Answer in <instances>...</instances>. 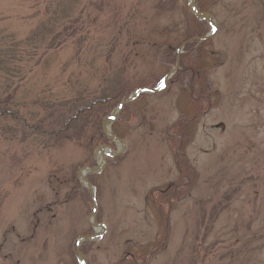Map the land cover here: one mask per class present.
Listing matches in <instances>:
<instances>
[{
  "label": "rangeland",
  "instance_id": "1",
  "mask_svg": "<svg viewBox=\"0 0 264 264\" xmlns=\"http://www.w3.org/2000/svg\"><path fill=\"white\" fill-rule=\"evenodd\" d=\"M53 1L0 0V36L24 40L50 14ZM205 1L217 25L209 88L219 103L189 144L197 176L188 197L174 204L168 245L150 264H264V0ZM189 3L178 0L175 13H158L155 0H80L72 20L79 18L78 34L86 38L79 45L71 40L38 65L29 62L15 108L38 112L40 119L47 103L85 88L93 93L123 51L143 58L130 66L129 86L163 77L153 45L181 40L178 22ZM1 84L0 76V93ZM181 86L139 101L145 121L123 130V147L110 139L112 146L97 147L94 166L79 145L45 150L40 141H12L0 127V264H80L82 256L85 264H114L123 252L148 244L157 233L149 196L178 179L162 133L178 117L175 92ZM104 147L122 152L107 154L102 170L91 173ZM74 165L78 191L67 179ZM84 171L87 182L93 176L95 215ZM91 223L101 236L86 256L76 246L94 232Z\"/></svg>",
  "mask_w": 264,
  "mask_h": 264
},
{
  "label": "trees",
  "instance_id": "2",
  "mask_svg": "<svg viewBox=\"0 0 264 264\" xmlns=\"http://www.w3.org/2000/svg\"><path fill=\"white\" fill-rule=\"evenodd\" d=\"M79 2L80 0H54L49 9L50 14L40 20L24 40H18L14 34L0 36V76L2 79L0 127L4 128L5 132L10 131L12 141L16 139H21L22 143L40 141L45 145V150L62 149L67 144L79 145L89 155L87 160L94 166L92 158L95 149L101 145L112 146L103 131L104 120L136 90L157 88L176 67L179 58L177 72L168 81L164 93L161 92L160 96L141 94L138 100L127 103L111 128L112 135L123 140L125 138L123 130L130 128L135 121L143 123L146 119L145 111L137 110L139 101L166 96L182 84V89L175 92L178 117L162 133L163 143L173 157L178 170V179L156 189L155 195L152 192L149 196L150 218L153 222L155 221L156 235L150 239L148 244L123 252L119 261L114 263L150 264L164 252L168 245L174 204L188 197L189 190L197 176L188 156L189 144L203 120L217 108L219 103L217 96L209 88L214 66L212 53L214 41L212 38L204 39L210 31L208 24L196 18L189 8L185 7L183 17L180 23L178 22L182 26L181 40L176 41L177 43H155L153 45L156 49L158 63L166 69L163 77H146L136 85L129 86L127 83L129 68L135 60L139 61L143 58L140 53L123 51L119 64L106 68L103 73L104 85H100L93 93L85 88L69 99L52 104L47 103L46 108L43 107L45 115L40 119V114L35 111L23 114L21 110L15 108L16 103L19 102L15 95L21 86L20 83L27 77L26 69L29 62L35 61L38 65L44 60V56L69 46L71 40L72 44L79 45L86 38L85 34H78L79 18L72 20ZM155 2V10L158 13H175L178 10V0H155ZM195 8L200 13H211L205 0H196ZM210 17L213 19L211 14ZM184 44L182 54L179 56L178 51ZM130 45L131 43L125 44V47ZM16 78L19 80L16 81ZM5 95L9 97L3 100ZM137 128H139L138 124L134 129ZM122 159V157L112 159V162H120ZM78 168L79 166H72L67 178L71 183L73 182L74 191L80 189L76 178L80 170ZM87 179L93 184V176L88 175ZM212 216L215 218L214 214ZM97 221H101L99 214ZM88 234V236L93 235V230L90 229ZM97 240L82 245L81 251L84 255H89V246ZM72 264L79 263L74 260Z\"/></svg>",
  "mask_w": 264,
  "mask_h": 264
},
{
  "label": "water",
  "instance_id": "3",
  "mask_svg": "<svg viewBox=\"0 0 264 264\" xmlns=\"http://www.w3.org/2000/svg\"><path fill=\"white\" fill-rule=\"evenodd\" d=\"M195 1L196 0H190V3L188 5V8L190 10V12L198 19H201L203 21H205L209 27H210V33L204 37V39H210L212 37L215 36L216 32H217V25L215 23V21L210 17L209 14H206V13H200L196 10L195 8ZM185 44L181 46V48L179 49L178 51V54L180 56V54H182V51H183V48H184ZM179 67V58L177 59V64H176V67L171 71V73L165 77V79L163 80L162 84L155 88V89H138L136 90L127 100L125 101H122L119 106L116 108V116L114 117L113 115H111L110 117H108L105 121L107 120H111L112 123L116 122V120L119 118L120 116V113L122 111V108L124 105H126L127 103H130V102H133L134 100H136L141 94H159L161 92H163L166 88H167V83L168 81L175 75V73L177 72V69ZM103 128H104V132L105 134L107 135V137L114 141L115 143H118L119 145L121 144L122 147L124 146V141H122L121 139L117 138L116 136L112 135L111 132H107L106 129H105V122H104V125H103ZM102 150H108L106 147H104ZM101 150V151H102ZM111 154V156H118L121 154L122 151L120 152H114L112 151L111 149L108 150ZM102 158H103V162L105 163L106 161V156L104 154H102ZM104 165V164H103ZM102 166L99 165L98 167L96 168H92V169H88V171H90L91 173H99L101 170H102ZM86 172V171H84ZM81 175V179L83 180V182L85 183V186L86 188L91 192L92 196H93V201H94V206H93V214L95 215L97 213V204H96V199H95V195H94V190H93V187L92 185L87 182L84 178V174L83 172L80 174ZM92 224V227L94 228V234L91 235V236H86V237H83V238H80L77 242V246H76V249H77V252L80 254V248L82 246V244L86 243V242H89V241H93L97 238H99L101 236V233H100V226L98 225H95L93 223ZM100 229V230H98ZM82 256V255H81ZM80 264H85L84 262V257L82 256L81 258V261H80Z\"/></svg>",
  "mask_w": 264,
  "mask_h": 264
},
{
  "label": "bare ground",
  "instance_id": "4",
  "mask_svg": "<svg viewBox=\"0 0 264 264\" xmlns=\"http://www.w3.org/2000/svg\"><path fill=\"white\" fill-rule=\"evenodd\" d=\"M116 114H117V112L114 111L112 115L115 117ZM111 125H112V121H111V120H107V121H105V129H106V131H107L108 133L110 132ZM109 153H110V152H109L108 150H102V151H101V154H100V165H101V166L104 164V162H103V158H102V154H104V155L106 156V155L109 154ZM84 173H85V172H83V174H84Z\"/></svg>",
  "mask_w": 264,
  "mask_h": 264
}]
</instances>
